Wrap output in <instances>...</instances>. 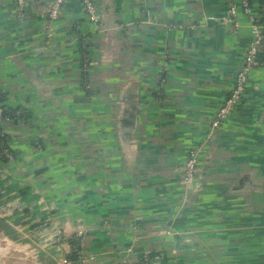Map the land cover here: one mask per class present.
<instances>
[{
    "label": "crops",
    "instance_id": "1",
    "mask_svg": "<svg viewBox=\"0 0 264 264\" xmlns=\"http://www.w3.org/2000/svg\"><path fill=\"white\" fill-rule=\"evenodd\" d=\"M93 1L96 22L79 0L54 19L49 0L23 17L0 0V113L23 111L1 122V197L20 199L0 215L4 245L17 264H65L72 238L81 264H264V43L212 126L263 0L248 13L239 0ZM192 147L204 173L188 189Z\"/></svg>",
    "mask_w": 264,
    "mask_h": 264
},
{
    "label": "built area",
    "instance_id": "2",
    "mask_svg": "<svg viewBox=\"0 0 264 264\" xmlns=\"http://www.w3.org/2000/svg\"><path fill=\"white\" fill-rule=\"evenodd\" d=\"M27 0H14L16 7V14L20 17H23L22 8L24 7ZM65 0H49L46 8V13L48 18L54 19L60 13L62 5ZM82 3L85 13L92 21H97L98 19V10L96 4L93 0H79ZM264 3V0H263ZM239 5L241 6L244 12H249V0H239ZM230 14L235 16L236 14V5L230 6ZM230 20H234L229 18ZM257 26V34L255 35L254 40L247 48L244 55V64L237 71L235 76L234 85L231 87L227 96L225 97L222 104L216 110L214 117L212 119V126L217 127L222 121L238 106L241 102L245 89L247 86L248 79V70L257 65L260 59L261 45L264 42V22L259 23ZM20 110H17V113H20ZM8 118H1L0 124L3 120ZM4 136L2 128L0 129V136ZM0 151L6 158H11V152L8 150L7 146L4 145L3 140H0ZM199 149L192 147L188 150L186 160L183 164V175L182 182L184 185L190 189L194 184V180L200 174V164L198 160ZM20 205V199L18 196L10 198H2L0 196V215H9L14 212L15 209ZM76 250V248H74ZM77 259L72 262L69 259L64 261L65 264H81L83 260V250H82V241L80 239L79 248L77 249Z\"/></svg>",
    "mask_w": 264,
    "mask_h": 264
},
{
    "label": "trees",
    "instance_id": "3",
    "mask_svg": "<svg viewBox=\"0 0 264 264\" xmlns=\"http://www.w3.org/2000/svg\"><path fill=\"white\" fill-rule=\"evenodd\" d=\"M263 22H264V17H263ZM2 97H3V95L0 94V99ZM17 110L18 109L10 108V107L2 108L0 116H1V118H17V117L22 116L23 115V111H21L20 113H17ZM0 129H1V124H0ZM0 140L1 141L3 140L4 145L7 146L5 134H4V136L3 135L0 136ZM6 160H7V158L0 151V163L1 162H6ZM8 189L10 190V188H8ZM8 189H6V190H8ZM25 191L26 190H21V191L19 190L17 192V194L21 195V197L23 198V197H25ZM6 192L1 191L0 192V196L3 197ZM6 198H10V197L8 196ZM79 242H80V238H72V251H71L70 256H69V260L72 261V262H74L77 259V254H78L77 253V249L79 248ZM74 248H76V250Z\"/></svg>",
    "mask_w": 264,
    "mask_h": 264
},
{
    "label": "rangeland",
    "instance_id": "4",
    "mask_svg": "<svg viewBox=\"0 0 264 264\" xmlns=\"http://www.w3.org/2000/svg\"><path fill=\"white\" fill-rule=\"evenodd\" d=\"M14 243H8L6 245H4V241L1 239L0 237V264H6L8 261L9 264H15L14 262L16 261L19 262V258L20 254L18 252L15 251V248L13 247ZM6 248V251H4V249ZM4 258L5 261H4ZM15 260V261H14Z\"/></svg>",
    "mask_w": 264,
    "mask_h": 264
},
{
    "label": "water",
    "instance_id": "5",
    "mask_svg": "<svg viewBox=\"0 0 264 264\" xmlns=\"http://www.w3.org/2000/svg\"><path fill=\"white\" fill-rule=\"evenodd\" d=\"M203 173H204V171L202 170V172H200V174H199V175H201L200 177H202V176H203Z\"/></svg>",
    "mask_w": 264,
    "mask_h": 264
},
{
    "label": "bare ground",
    "instance_id": "6",
    "mask_svg": "<svg viewBox=\"0 0 264 264\" xmlns=\"http://www.w3.org/2000/svg\"><path fill=\"white\" fill-rule=\"evenodd\" d=\"M28 257V256H27Z\"/></svg>",
    "mask_w": 264,
    "mask_h": 264
}]
</instances>
